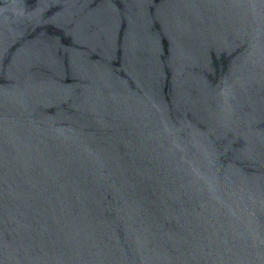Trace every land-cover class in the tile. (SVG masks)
<instances>
[{"label":"water","instance_id":"95a60500","mask_svg":"<svg viewBox=\"0 0 264 264\" xmlns=\"http://www.w3.org/2000/svg\"><path fill=\"white\" fill-rule=\"evenodd\" d=\"M0 264H264V0H0Z\"/></svg>","mask_w":264,"mask_h":264}]
</instances>
